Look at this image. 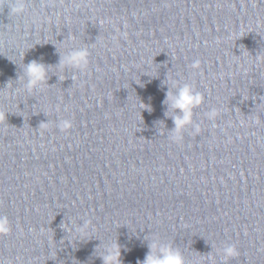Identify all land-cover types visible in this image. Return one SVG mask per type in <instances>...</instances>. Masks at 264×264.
Returning <instances> with one entry per match:
<instances>
[{
	"label": "water",
	"instance_id": "95a60500",
	"mask_svg": "<svg viewBox=\"0 0 264 264\" xmlns=\"http://www.w3.org/2000/svg\"><path fill=\"white\" fill-rule=\"evenodd\" d=\"M24 4L0 0V264H104L111 243L138 264L153 241L264 264V0ZM74 48L87 67L61 69ZM33 60L49 71L29 92ZM184 84L204 102L177 141Z\"/></svg>",
	"mask_w": 264,
	"mask_h": 264
},
{
	"label": "clouds",
	"instance_id": "9594fccd",
	"mask_svg": "<svg viewBox=\"0 0 264 264\" xmlns=\"http://www.w3.org/2000/svg\"><path fill=\"white\" fill-rule=\"evenodd\" d=\"M11 15H19L24 12V0H9ZM89 51L86 48H74L61 55L59 66L61 69L71 68L83 70L88 65ZM49 67L44 63L36 60L31 61L25 67L26 82L24 88L32 92L39 90L47 82ZM173 110L172 118L174 121V133L176 135L173 139L179 141L181 139L179 133L189 125H193L194 110L201 106L204 102L202 93L194 91L191 85L184 84L179 87L175 94L168 93L165 101ZM150 110V108H149ZM169 114V113H168ZM209 119L216 116L215 110L206 114ZM71 126L70 121H62L60 124L61 130L67 129ZM195 130L199 131V125H194ZM87 222L84 223V227ZM10 231V223L6 216H0V233H8ZM149 252L145 259L138 264H186L183 254L170 245L162 244L153 241L149 244ZM239 255L237 248L234 245H226L221 250L222 261H227ZM104 264H122L121 247L117 243H111L106 247L105 253L102 255Z\"/></svg>",
	"mask_w": 264,
	"mask_h": 264
}]
</instances>
